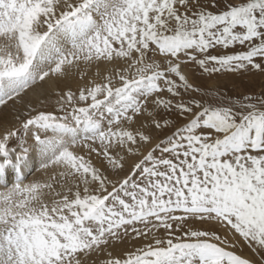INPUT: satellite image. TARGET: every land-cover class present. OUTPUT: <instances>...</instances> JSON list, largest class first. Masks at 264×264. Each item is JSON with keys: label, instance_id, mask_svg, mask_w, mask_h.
Returning a JSON list of instances; mask_svg holds the SVG:
<instances>
[{"label": "snow or ice", "instance_id": "obj_1", "mask_svg": "<svg viewBox=\"0 0 264 264\" xmlns=\"http://www.w3.org/2000/svg\"><path fill=\"white\" fill-rule=\"evenodd\" d=\"M190 64L264 72V0H0V106L88 78L0 130V264H254L203 226L264 253V93L202 88Z\"/></svg>", "mask_w": 264, "mask_h": 264}, {"label": "rangeland", "instance_id": "obj_2", "mask_svg": "<svg viewBox=\"0 0 264 264\" xmlns=\"http://www.w3.org/2000/svg\"><path fill=\"white\" fill-rule=\"evenodd\" d=\"M216 51L220 52L223 50L217 49ZM104 68L105 67H102V65L100 66L101 75L104 74ZM184 70L188 72L190 79H192L194 83L200 85L202 88L215 89L226 97L238 98L248 94L259 96L261 93H264V72L252 70L247 72L238 71L235 73L227 72V73H215L209 75V74H202L199 68L191 64L188 65ZM95 71H96L95 68L91 69V71L89 72V78H91L92 74ZM72 73H74L75 78L81 82L79 73L75 70H72ZM85 80H88V78L82 81ZM27 100H28V95L26 93L22 95V97L19 100L15 101L16 105L14 104L11 105V109H10L11 112L24 115V110L29 111L31 108L29 107ZM173 131L174 128L172 127L164 129L163 131L153 130L152 131L153 143L151 145L142 146L141 151H143L146 154V152L149 149L153 148V146L156 143L162 141L166 136L170 135ZM160 154H161L160 151L157 149L155 155L158 157ZM141 158L142 157L140 156H128L126 157L125 167L122 172L113 173L111 170H107V174L113 181L117 179H121L126 175H130L133 170L132 169L133 164L138 160H140ZM94 163H96L97 166L106 167L104 162L98 158H94ZM39 169H40V162L37 163L36 165L34 164L30 165L27 170V173H31V174L28 175L27 179L29 181L33 179H42L43 177L38 174ZM135 178L137 180L140 178L138 171L136 172ZM203 227L214 229L217 232V234H219L222 237L227 236L230 241L235 240L239 244V247L235 249L238 252V254H240L243 257L251 259L254 262V264H261V257H264V253H260L259 255L253 253L252 250L247 246L245 241L239 236V234L229 233L228 229L223 225L211 224V225H204ZM141 243L142 242L139 240L126 242L125 244L117 245L114 251L120 252L122 250L130 249L133 246H139Z\"/></svg>", "mask_w": 264, "mask_h": 264}, {"label": "bare ground", "instance_id": "obj_3", "mask_svg": "<svg viewBox=\"0 0 264 264\" xmlns=\"http://www.w3.org/2000/svg\"><path fill=\"white\" fill-rule=\"evenodd\" d=\"M102 67H107V66L102 65ZM87 83L88 80L85 81L81 80V82L78 81L75 78L74 73H72V71H70L67 77L64 79L51 78L46 80L44 83H38L34 88H32L30 91L27 92L28 95L27 101L29 107H31L30 110L38 109L41 107H45L47 110H53L54 108L58 107L56 101L58 99L59 92L61 91L66 92L68 90H72L73 92H75L79 87H82ZM12 104L16 105L15 101L9 102L7 106H0V130H3V128L5 127H12L17 125V119H16L17 116H19L20 119H24L25 115H27L28 112L30 111V110L29 111L24 110V115L16 114L15 112H11L10 110ZM32 143H33L32 140L29 139L28 141L29 163L28 166L24 168L25 173H27V170L30 165L32 164L36 165L37 163L40 162L39 154L36 152L34 147H31ZM38 174L41 175L43 178L46 175L45 172L41 169L38 170ZM13 178H14V174H13Z\"/></svg>", "mask_w": 264, "mask_h": 264}]
</instances>
